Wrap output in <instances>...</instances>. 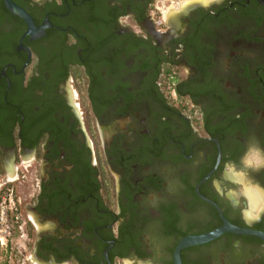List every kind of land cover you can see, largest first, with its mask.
Wrapping results in <instances>:
<instances>
[{"label":"flooded vegetation","instance_id":"obj_1","mask_svg":"<svg viewBox=\"0 0 264 264\" xmlns=\"http://www.w3.org/2000/svg\"><path fill=\"white\" fill-rule=\"evenodd\" d=\"M12 1L43 30L0 0V163L25 182L0 264H176L224 218L264 233L244 163L264 154V0ZM179 258L264 264V239Z\"/></svg>","mask_w":264,"mask_h":264},{"label":"water","instance_id":"obj_2","mask_svg":"<svg viewBox=\"0 0 264 264\" xmlns=\"http://www.w3.org/2000/svg\"><path fill=\"white\" fill-rule=\"evenodd\" d=\"M6 6L8 7L9 10H11L13 13L20 15L21 17H23L30 25L29 28V33H34V32H38V31H42L43 28L37 29L34 27L33 22L30 18V16L19 6H17L12 0H5ZM226 232H232V233H236V234H250V235H255L258 237H261L264 239V233L262 232H258V231H253V230H249V229H243V228H239L237 226L232 225L229 221H227L224 218V225L208 234H205L203 236H198V237H189L184 239L179 247L177 248L176 251V264H181L180 258H179V250L182 247L188 246V245H192V244H199V243H203L206 242L210 239L216 238L218 236H220L223 233Z\"/></svg>","mask_w":264,"mask_h":264},{"label":"rangeland","instance_id":"obj_3","mask_svg":"<svg viewBox=\"0 0 264 264\" xmlns=\"http://www.w3.org/2000/svg\"><path fill=\"white\" fill-rule=\"evenodd\" d=\"M166 91L168 92V91H170V89L168 88ZM7 161H8V163H7ZM9 163L11 164L12 162L8 158L5 159L4 168L0 163V204H1L3 197H4V198H6V204L5 205L6 206H13V204L10 203L8 199H9V197H12V198H14V201H16V198L14 196L15 194L11 195V193L13 190H18L19 192L25 190V182L23 181L24 180L23 178H21L20 181H12V179L11 180L9 179V175L12 172L11 165H9V166L7 165ZM7 168H8V172H7ZM7 173H8V175H7ZM6 175H7V177H6ZM7 180L8 181L10 180L11 182H7ZM19 182H22V183H19Z\"/></svg>","mask_w":264,"mask_h":264},{"label":"clouds","instance_id":"obj_4","mask_svg":"<svg viewBox=\"0 0 264 264\" xmlns=\"http://www.w3.org/2000/svg\"><path fill=\"white\" fill-rule=\"evenodd\" d=\"M246 165H255L257 168L264 166V154L257 147H251L244 159ZM250 214L253 218L259 219L264 214V204L250 203Z\"/></svg>","mask_w":264,"mask_h":264},{"label":"built area","instance_id":"obj_5","mask_svg":"<svg viewBox=\"0 0 264 264\" xmlns=\"http://www.w3.org/2000/svg\"><path fill=\"white\" fill-rule=\"evenodd\" d=\"M9 200V199H8ZM10 203L13 204V206H16V202L12 200V197H10V200H9ZM6 204V198L3 197V200L0 204V223L2 225L5 226V228L7 227V215H6V212H7V209H8V206L5 205Z\"/></svg>","mask_w":264,"mask_h":264},{"label":"crops","instance_id":"obj_6","mask_svg":"<svg viewBox=\"0 0 264 264\" xmlns=\"http://www.w3.org/2000/svg\"><path fill=\"white\" fill-rule=\"evenodd\" d=\"M7 163H8V161H7ZM7 165H8V166L11 165V167H13L12 163H11V164L9 163V164H7ZM8 166H7V167H8ZM7 172H8V168H7ZM7 175H8V173H7ZM7 175H6V177H7ZM6 179H7V178H6ZM9 179H10V180H11V179L13 180L12 173L9 175ZM10 180H9V181H10ZM9 181L7 180V182H9ZM14 181H15V180H14Z\"/></svg>","mask_w":264,"mask_h":264},{"label":"snow or ice","instance_id":"obj_7","mask_svg":"<svg viewBox=\"0 0 264 264\" xmlns=\"http://www.w3.org/2000/svg\"><path fill=\"white\" fill-rule=\"evenodd\" d=\"M208 2V0H205V3H207Z\"/></svg>","mask_w":264,"mask_h":264},{"label":"bare ground","instance_id":"obj_8","mask_svg":"<svg viewBox=\"0 0 264 264\" xmlns=\"http://www.w3.org/2000/svg\"><path fill=\"white\" fill-rule=\"evenodd\" d=\"M9 182H11V181H9Z\"/></svg>","mask_w":264,"mask_h":264}]
</instances>
